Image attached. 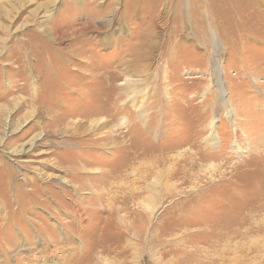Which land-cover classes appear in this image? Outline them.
I'll return each mask as SVG.
<instances>
[{"label": "rangeland", "instance_id": "1", "mask_svg": "<svg viewBox=\"0 0 264 264\" xmlns=\"http://www.w3.org/2000/svg\"><path fill=\"white\" fill-rule=\"evenodd\" d=\"M0 264H264V0H0Z\"/></svg>", "mask_w": 264, "mask_h": 264}]
</instances>
